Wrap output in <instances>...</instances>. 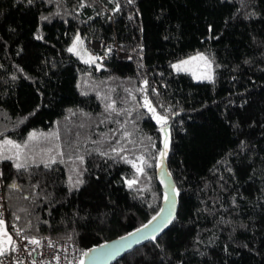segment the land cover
I'll list each match as a JSON object with an SVG mask.
<instances>
[{"label":"trees","instance_id":"16d2710c","mask_svg":"<svg viewBox=\"0 0 264 264\" xmlns=\"http://www.w3.org/2000/svg\"><path fill=\"white\" fill-rule=\"evenodd\" d=\"M78 35L106 57L69 52ZM197 52L215 58L214 81L172 67ZM31 133L64 150L20 156L19 170L0 160L9 220L26 233L85 253L148 224L167 141L176 219L114 264H264V0H0V144ZM141 156L138 173L126 161Z\"/></svg>","mask_w":264,"mask_h":264},{"label":"built area","instance_id":"2783aa9c","mask_svg":"<svg viewBox=\"0 0 264 264\" xmlns=\"http://www.w3.org/2000/svg\"><path fill=\"white\" fill-rule=\"evenodd\" d=\"M119 56L122 59L128 58L121 52ZM7 205L8 200L0 167V219L4 220L6 231L15 246V251L11 250L13 245H10L7 254L0 256L2 264H81V261H84L83 251L73 240L46 235L37 238L10 222ZM32 238L39 240L40 244L29 243Z\"/></svg>","mask_w":264,"mask_h":264},{"label":"water","instance_id":"95a60500","mask_svg":"<svg viewBox=\"0 0 264 264\" xmlns=\"http://www.w3.org/2000/svg\"><path fill=\"white\" fill-rule=\"evenodd\" d=\"M164 156L162 159V165L159 168L160 183L165 193V197H167V199L164 198L162 204L161 210L163 211H160L158 213L159 215L157 214L155 216V220H151V224L148 223L147 228H139L142 229L140 233H137L135 230L131 232L132 235L127 234L122 236L125 238L124 240H121L122 237H120L102 244L104 247H101V245L94 247L87 252V256L84 255L83 264H114L117 260L132 252L137 247L142 246L147 242L155 241L171 227L178 212V194L174 179L168 172ZM157 228L158 230L154 231V229ZM152 236H155V239H152ZM138 240L139 242H137ZM110 251L115 254L107 255L106 253Z\"/></svg>","mask_w":264,"mask_h":264},{"label":"rangeland","instance_id":"374dc122","mask_svg":"<svg viewBox=\"0 0 264 264\" xmlns=\"http://www.w3.org/2000/svg\"><path fill=\"white\" fill-rule=\"evenodd\" d=\"M79 37L80 40L82 41V44L77 45V51L79 53H81V51L85 49L93 58H99L100 60H103L106 57V49L102 42H97L94 40L87 41L82 39L81 36ZM198 54H203L205 57H207L208 61L211 62V66L209 67L205 63V61L202 60H190L191 57H195ZM184 60H190V63L188 65H185L184 69L179 72H185L191 75L196 81L211 82L216 79L218 64L215 58L211 54L207 52H197L179 61H176L174 64H178ZM209 74L213 77L212 80H208L204 78L206 75ZM36 134H37V139L28 140L26 142L27 147L23 148L22 150L21 153L22 158L26 162L32 164L47 163V162H52L53 160L57 161L62 155V150H64L62 142L58 141V137L54 135L46 138L45 136L43 137L39 133ZM42 143L47 147L42 145ZM2 239L6 240L7 238L3 237ZM4 246L9 248L10 245L5 244Z\"/></svg>","mask_w":264,"mask_h":264},{"label":"snow or ice","instance_id":"6c2138e0","mask_svg":"<svg viewBox=\"0 0 264 264\" xmlns=\"http://www.w3.org/2000/svg\"><path fill=\"white\" fill-rule=\"evenodd\" d=\"M131 2H133V0H129V3H131ZM44 19H47V18L45 17ZM37 38L40 39L41 37H37ZM79 44H82V41L80 40V37L77 36L76 39H75V42L73 43V46L68 48V51L69 52H75L77 55H80V53L77 51V45H79ZM95 59L96 58L89 57V59L85 60L84 62L85 63H94ZM190 60H202V61H205V63L209 67L211 66V62L208 61L207 57H205L203 54H198L195 57H191ZM190 60H184V61H181L178 64H173L172 67L176 71L179 72V71L184 69L185 65H188L190 63ZM204 78H206L208 80H212L213 77L209 74V75H206ZM144 83L146 85L147 81H145ZM141 91H144V89H141ZM107 107L109 109H112L113 111L115 110L113 104H109ZM143 107H146L148 109V111L152 113V116H153L154 119H156L157 123H160L162 126L167 124V116L166 115L165 116L159 115L156 112L155 108L152 107L151 102L147 99V97H145ZM163 130L164 129L162 127L161 131H163ZM125 135H127V133H125ZM35 139H37V134L36 133H31L29 135V140H35ZM26 147H27V143H25L24 145H20V144H16L15 142H13L11 140H4L3 143L0 144V160H13L15 168L18 169V170L26 168L27 165L20 161V156H21L22 150H23V148H26ZM167 147H168V144H167V141H166L165 145H164L165 151H162L160 153L161 156L166 155ZM13 150H14V152H13ZM121 150L113 149V151L117 152V154ZM8 152H13V154L12 155H8L7 154ZM138 159L140 160V165H137L134 161H131V160H127L126 162L132 164V166L135 167L137 169V172L139 173V172H143L144 169H143L142 165L145 164L146 161L144 160V158L142 156L139 157ZM52 162H55V161L53 160ZM81 183H83V181H77V183H76V185H74V187H78L79 184H81ZM134 183H135V181H131V180L128 181L129 187H131ZM11 187L12 188H16L17 185L12 184ZM165 198L167 199V197H165ZM161 211H163V210H161ZM155 219H156L155 216L152 217V220H155ZM151 223H152V221H149V224H151ZM147 227H148V224H145L143 226V228H147ZM158 228H159V226H158ZM158 228L154 229V231L158 230ZM141 231H142V229H137L136 230L137 233H140ZM17 234H19V233H17ZM129 235H132V233H129ZM3 237H6L7 239L4 240V239H2ZM151 238L155 239V236H152ZM124 239H125L124 237L121 238V240H124ZM137 242H139V240ZM29 243L34 244V245H39L40 241L35 239V238H32V239L29 240ZM5 244L13 245V241H12L11 236H9L7 231H6L4 220L0 219V256L6 255L7 252L9 251V249L4 246ZM101 247H104V246L101 245ZM11 250L15 251V246L14 245L11 248ZM106 254L107 255H114L115 253L110 251V252H108ZM84 255L87 256L88 253L85 252ZM0 264H2V262H0ZM81 264H83V261H81Z\"/></svg>","mask_w":264,"mask_h":264}]
</instances>
